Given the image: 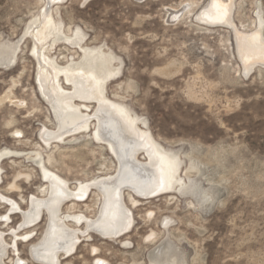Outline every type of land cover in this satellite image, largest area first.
<instances>
[{
    "label": "rangeland",
    "instance_id": "rangeland-1",
    "mask_svg": "<svg viewBox=\"0 0 264 264\" xmlns=\"http://www.w3.org/2000/svg\"><path fill=\"white\" fill-rule=\"evenodd\" d=\"M191 2L192 12L177 21L169 18L170 8ZM207 2L61 0L49 7L66 33H84L82 40L76 35L78 43L60 36L53 59L61 66L78 61L84 57L82 46L114 53L116 70L102 84L107 100L122 106L167 156L175 178L149 199L132 194L133 203L126 198L133 210L127 231L115 239L91 233L63 264H100L89 252L91 244L105 264H170L150 261L155 246L160 254L173 255V264H264V67L243 73L233 27L207 26L195 18ZM43 3L0 0V192L22 209L25 200L45 188L43 164L28 154L50 155L47 166L73 187L112 173L115 164L92 125L58 146L45 139L56 114L41 82L46 67L38 55L49 41L38 45L27 31ZM257 14L264 20V0H236L230 21L250 30ZM38 23L31 28L34 33ZM43 53L48 67H54ZM57 78L69 89L63 74ZM18 172L30 176H15ZM12 178L19 189H10ZM1 200L0 214L10 215L9 225L19 222V211ZM94 200L91 194L77 210L65 213L82 210L94 217ZM43 223H36L29 241H17L22 258L28 257V244L40 236Z\"/></svg>",
    "mask_w": 264,
    "mask_h": 264
},
{
    "label": "bare ground",
    "instance_id": "bare-ground-1",
    "mask_svg": "<svg viewBox=\"0 0 264 264\" xmlns=\"http://www.w3.org/2000/svg\"><path fill=\"white\" fill-rule=\"evenodd\" d=\"M59 1L61 0H44L43 10H39L41 13L37 12L38 20L33 18V21L27 23L28 26L26 24L27 31L35 38L32 40H36L38 45L49 41L44 50H41L42 54L39 50L38 55V58L42 59L41 63L46 67L43 68L41 82L54 105L56 114L55 127L44 132L45 139L52 145L58 146L62 139L71 141L78 135L85 134L87 127L92 125L96 138L98 137L114 155L115 164L112 173L96 179H88L79 186L73 187L66 178L47 166L46 163L51 162L50 155L46 158L41 153L42 158L39 159L38 155L28 154L27 157L32 158L37 164H43L41 168L45 188L37 195L25 200L23 209L17 201H11L8 196L0 192V200L8 201L10 210H18L20 214L19 222L14 225H9V214H0V264H28L30 262L33 264H63L62 260L73 255L80 242L89 239L93 232L106 239H115L123 235L132 222L133 210L127 204L126 198L133 203L137 201L133 195L141 199H149L158 192L160 193L166 184L169 185L170 181L175 179L171 162L167 156L156 147L155 143L153 145L149 141L133 117L128 112H123L122 106H113L107 100L108 96L106 97L102 84L116 67L113 63L114 53L101 47L82 46L84 57L82 59L80 57L78 61H71L61 66L53 59L52 50L61 39L60 36L76 41L78 34L81 40L84 39V33L79 29L75 31L68 29L66 33L60 20L53 16L54 9L49 7L53 3L59 4ZM235 1L208 0L206 6L195 18L207 26L223 24L233 27L237 57L242 62L241 70L246 75L255 67H264V20L257 14L259 20L253 28L238 29L230 21ZM193 4L191 2L180 9L170 8L169 18L172 21L179 20L183 15L192 12ZM36 21L39 23L34 33ZM43 52L52 61L54 67H48L50 63L44 57ZM59 74L64 75L65 80L70 84L66 83L70 86L69 89H65L63 83L57 78ZM100 146L102 148V145ZM17 175H23L26 178L30 176L27 172H18L15 176ZM14 180L8 185L10 189L17 190L19 185ZM91 194L95 199L93 205L97 208L93 214L94 217L85 215L82 210L77 213H65V210H77L78 202ZM42 220L44 223L40 236L28 244L29 255L22 258L17 241H29L35 231L34 226ZM1 224L4 225L1 226ZM155 233V231L150 232V234ZM89 252L92 253L90 254L94 260L105 264V259L98 256L97 246L91 244ZM173 257V255L160 254L159 248L155 246L150 261L161 262L167 259L170 264H173Z\"/></svg>",
    "mask_w": 264,
    "mask_h": 264
},
{
    "label": "snow or ice",
    "instance_id": "snow-or-ice-1",
    "mask_svg": "<svg viewBox=\"0 0 264 264\" xmlns=\"http://www.w3.org/2000/svg\"><path fill=\"white\" fill-rule=\"evenodd\" d=\"M18 135H19V133H18ZM152 194H154V192H153ZM148 215H149V216H151V215H152V213H148ZM101 264H102V262H101Z\"/></svg>",
    "mask_w": 264,
    "mask_h": 264
}]
</instances>
